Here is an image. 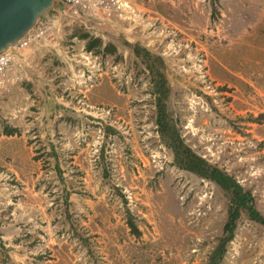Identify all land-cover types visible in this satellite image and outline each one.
Segmentation results:
<instances>
[{"label":"rangeland","instance_id":"374dc122","mask_svg":"<svg viewBox=\"0 0 264 264\" xmlns=\"http://www.w3.org/2000/svg\"><path fill=\"white\" fill-rule=\"evenodd\" d=\"M132 1L128 21H60L0 83L4 124L34 119L37 90L27 87L21 102L2 92L37 79L47 81V95L63 98L66 118L62 130L47 132L43 118L27 130L45 163L47 216L19 236L24 244L1 248V264H115L106 238L90 231L110 210L126 226L129 211L140 231L118 228L126 244L116 264L208 263L230 195L175 162L171 136L156 123L153 62L137 57L134 44L163 60L170 131L250 191L264 215V0ZM90 38L100 45L88 50ZM74 155L92 182L79 178L85 170H76ZM55 159L66 167L61 173ZM4 182L19 187L11 175ZM73 193L86 198L77 201L82 209L69 201ZM220 264H264V225L244 210Z\"/></svg>","mask_w":264,"mask_h":264},{"label":"crops","instance_id":"0c3cea01","mask_svg":"<svg viewBox=\"0 0 264 264\" xmlns=\"http://www.w3.org/2000/svg\"><path fill=\"white\" fill-rule=\"evenodd\" d=\"M44 84H47V81L39 79L31 80L30 82L26 81L22 84L15 83L10 86L9 90L2 92L8 96L9 100L14 101L17 100L16 98L20 94L23 98L29 90H33V92L37 90L38 97L36 99H38L37 104L39 105V109L33 115L34 121L30 120L24 123L19 119L16 120L17 123L14 125L9 121L8 124L10 125L0 121V254H2L1 248L3 246L6 248L16 245L17 241L24 244L19 239V236H25L26 234L23 232L29 230L27 229L28 227L36 225L38 221H43L44 217L47 216L44 210L48 201L42 187L46 175L44 173L45 163H43L40 154L36 156L39 151H36L31 142H29L27 130L34 124L33 122L41 121L42 118L46 121L45 126L50 125V127H46L47 132L49 130H62L66 118L63 98L58 96L57 93L54 97L47 95L46 85ZM27 87H29V90ZM21 97L20 101H17L21 102ZM30 112L33 111L30 110ZM7 130L8 132H6ZM54 162L58 173H61V169H66L63 163L57 159ZM71 162L72 164H76V170L80 168L85 170V175L79 178L83 179L84 182L93 181V175L89 173L88 167L84 163V158L77 160V155H74V160ZM8 175H11L19 184L17 189L7 186L6 182H4ZM59 177L58 175L57 178ZM62 177L66 178L65 171L62 172ZM69 178H71V182L75 181L72 176H69ZM64 181L66 182L65 179ZM71 194L69 201L75 202V207L82 209V206L78 203L83 200L85 201L86 198L76 193H73L72 196ZM101 195L105 197L104 193H101ZM90 202L93 204L92 200ZM98 214L99 212L90 215L98 216ZM112 214L114 215V212H111V210L107 216L101 213L100 217H97L99 223H91L90 231L99 233L103 238H106L105 241L103 239L104 245L107 248V252H105L107 254L106 257L110 262L116 264L117 260L125 255L123 249L126 244L125 240L118 238L121 237L120 233H118V228L123 227L125 230H128V226L123 223V220L120 221L121 217L117 214L116 220L112 221Z\"/></svg>","mask_w":264,"mask_h":264},{"label":"trees","instance_id":"16d2710c","mask_svg":"<svg viewBox=\"0 0 264 264\" xmlns=\"http://www.w3.org/2000/svg\"><path fill=\"white\" fill-rule=\"evenodd\" d=\"M100 39H88L86 48L91 50L94 45H100ZM106 50L114 51V46L107 45ZM134 54L141 56L146 61L153 62L149 64L150 75L153 82L152 90L156 95V123L162 134H170L172 141L171 148L174 154V160L180 168L189 170L196 175L215 182L222 190L230 195V202L227 210V219L223 226L222 236L219 238L217 246L211 252L207 264H220V261L226 251L227 243L233 238L237 219L240 217L241 211H246L248 217L260 224L264 225V215L256 208L252 193L246 189L226 170L210 163L204 157L194 152L187 146L180 136L170 131L168 114L166 111L165 101L170 95V86L167 77L164 74V63L161 57L152 55L149 51L143 49L138 44H134ZM8 132V130L6 131ZM127 224L130 232L139 235L140 231L136 226L132 215L127 211Z\"/></svg>","mask_w":264,"mask_h":264},{"label":"built area","instance_id":"2783aa9c","mask_svg":"<svg viewBox=\"0 0 264 264\" xmlns=\"http://www.w3.org/2000/svg\"><path fill=\"white\" fill-rule=\"evenodd\" d=\"M135 14L132 0H53L21 36L0 50V83L16 64L25 60L27 52L38 51L51 40L60 21H128Z\"/></svg>","mask_w":264,"mask_h":264},{"label":"water","instance_id":"95a60500","mask_svg":"<svg viewBox=\"0 0 264 264\" xmlns=\"http://www.w3.org/2000/svg\"><path fill=\"white\" fill-rule=\"evenodd\" d=\"M53 0H0V50L21 36Z\"/></svg>","mask_w":264,"mask_h":264}]
</instances>
